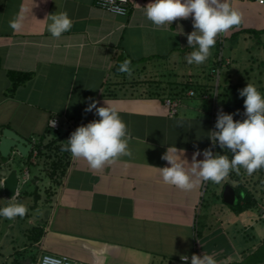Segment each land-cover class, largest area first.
Listing matches in <instances>:
<instances>
[{"label":"crops","instance_id":"1","mask_svg":"<svg viewBox=\"0 0 264 264\" xmlns=\"http://www.w3.org/2000/svg\"><path fill=\"white\" fill-rule=\"evenodd\" d=\"M149 2L130 0L128 15L119 17L97 7L96 0H0V144L4 132H9L27 146H22L25 155L16 146L6 157L0 152V207L23 203L28 209L24 217H0V264H38L44 254L77 264H182L180 256L190 259L204 253L217 264H231L242 261L264 240L249 244L255 240L254 229L260 231L257 223H264L263 196L254 184L257 215H249L252 210L236 214L219 198L228 176L212 182L214 200L208 204L204 193L210 180L190 172L194 153H201L195 157L200 161L204 150L212 151L211 107L187 102L194 98L186 93L179 98L177 113L170 116L164 101L186 83L206 91L212 87L217 37L210 56L200 64H208L209 72L196 74L199 65L185 59L194 50L186 39L193 31L191 18L156 26L137 7ZM231 4L242 19L239 27L231 28L223 50L233 43L230 37L235 32L264 30V6L251 0ZM62 11L73 27L59 39L52 38L46 31L47 16ZM13 20L21 22L20 31L9 27ZM248 37L241 35L234 42L240 45ZM125 60L131 61V76L119 71ZM226 69L221 70L223 87L231 84ZM12 74L28 78L12 90ZM89 98L98 107L118 111L127 126L130 155L102 169L70 156L63 177L54 185L48 177L50 160L36 158L35 147L99 119L95 110L84 111ZM52 119L59 122L58 132L49 128ZM169 146L183 149L181 158L194 182L190 191L165 184L157 170L169 166L161 159ZM31 153L32 178L26 165ZM12 171L20 183L17 196L8 200L2 182ZM42 176L49 180L46 189L38 187ZM28 182L33 185L30 192L24 189ZM34 191L39 194L36 203ZM36 227L42 235L33 243L30 230Z\"/></svg>","mask_w":264,"mask_h":264},{"label":"clouds","instance_id":"2","mask_svg":"<svg viewBox=\"0 0 264 264\" xmlns=\"http://www.w3.org/2000/svg\"><path fill=\"white\" fill-rule=\"evenodd\" d=\"M112 2L114 5V0ZM137 7L156 26L170 25L177 19L191 18L193 31L187 34L186 39L194 50L185 58L190 65L203 64L210 56L218 34L239 25L242 19L241 12L232 7L231 0H151L146 6L137 4ZM111 11L121 16L126 14V10L118 6H113ZM9 27L20 31L22 24L13 20L9 22ZM72 27L73 21L66 11L47 16L46 31L52 38L59 39ZM130 63V60H125L119 71L131 76ZM238 95L243 98L245 118L234 121L233 114H225L221 110L216 119L215 131L211 133V139L222 150L230 152L231 159L227 155H214L206 149L203 152L204 159L196 161L195 157L201 153H194L190 172L200 180H210L218 184L230 171L238 172L241 167L249 175L264 168V95L251 83L239 90ZM93 110L99 119L79 126L72 132L62 151L69 152L74 158L86 160L92 169H102L106 164L115 163L119 157L130 155L128 130L114 107H98L97 101L89 98L84 111ZM182 153L183 149L169 146L161 157L169 166L157 170L165 184L182 191H190L194 182L184 166ZM27 211L23 203L10 204L0 207V217L11 220L17 216L24 217ZM50 259L52 258L45 256L44 264ZM180 260L182 264H188L189 256L182 255ZM53 264H61V261L53 260ZM190 264H217V261L209 254H192Z\"/></svg>","mask_w":264,"mask_h":264},{"label":"trees","instance_id":"3","mask_svg":"<svg viewBox=\"0 0 264 264\" xmlns=\"http://www.w3.org/2000/svg\"><path fill=\"white\" fill-rule=\"evenodd\" d=\"M240 26V25H236ZM241 35H247L250 38L254 39L255 42L257 43L258 46H262L264 48V45L261 41V37L264 36V30H241L239 32H235L231 35L230 41H236L239 36ZM214 68H216L217 64L215 63ZM12 80V90H14L18 84H21L24 82L28 77H19V75H11L10 76ZM242 88H238L236 86L233 87L232 92L235 93L237 96V99L232 100L229 96V90H231L230 86H225L223 87V91L225 92L222 95L217 96V103L218 105L221 104L220 99L222 100V97L225 96L228 99V102L226 103V107H222V111L225 114H233V119L235 120H242L245 117L242 116L244 113L243 109V98H240L238 95L239 90ZM188 90H192L195 93V96L192 98H202L205 94L211 93L213 90V86L206 91L203 87L197 86L194 83H186V85L182 86L177 93H175L173 96H170L166 100H173L176 98H183L185 94L187 93ZM209 101V100H208ZM223 102V101H222ZM230 103V104H229ZM215 123L216 121L212 124V132L215 131ZM74 131H69L68 133H65L64 135H61L60 137H57L53 139L47 146H42L41 143L36 145V158H41L46 156L48 160H50V168L48 170V177L50 181L54 184L57 185L59 180L63 177L66 167L68 165V161L70 159L71 154L66 151H62V147L64 143L68 140L70 137L71 133ZM45 151H47L45 153ZM212 153L214 155L217 154H222V155H227L229 159H231V153L227 152V150H222L221 147L216 144L212 140ZM48 154V155H47ZM33 153H31L27 157V166H32L31 159H32ZM260 174V176H263L264 174V168H260L253 172L251 175H249L245 169L242 167L239 169V171H230L229 172V182H226L224 187L226 185L232 186L235 195H236V203L233 206H227L233 213L239 214L241 212H245L248 210H253L257 207L258 202L254 198V194L252 193V188L249 186L251 185L252 180H253V175L254 174ZM256 182H253V184ZM262 181H259L256 184H260ZM234 184V185H233ZM223 187V188H224ZM51 190V189H50ZM48 195L51 194V192H47ZM31 196L33 197L34 202L36 203L39 200V194L37 191H34L31 193ZM220 200L222 201V198L220 197ZM30 233L32 234L31 241L33 243H37L42 235V229L40 228H33L30 230ZM231 264H264V240L261 242V245L251 254L247 255L244 257V259L240 262L237 263H231Z\"/></svg>","mask_w":264,"mask_h":264},{"label":"rangeland","instance_id":"4","mask_svg":"<svg viewBox=\"0 0 264 264\" xmlns=\"http://www.w3.org/2000/svg\"><path fill=\"white\" fill-rule=\"evenodd\" d=\"M261 41L264 45V36L261 37ZM230 46L232 47L231 51L229 50ZM247 48L249 51L246 52L245 49H247ZM223 55H224V57L230 56L229 59L231 61V65L226 70L230 71L231 84L229 86L231 87V90H229L228 93H229L230 98H232V100L237 99V96L235 95V93L232 92L233 87L236 86L238 88H243V86H246L247 83L254 84L257 87V90L262 95H264V48L262 46H258L254 39L248 37V40L244 41L240 45H237V42L236 43L235 42H233V43L229 42V44L227 43L225 49L223 50ZM233 59H235V60H233ZM244 59H247V62H249V63L246 64L245 63L246 61H244ZM242 61H244L243 64H242ZM203 66L204 65H199V67L201 69L204 68L203 69L204 71H201V69L200 70L198 69L197 71H195V73L196 74H200L201 72L202 73L203 72L208 73L209 72V70H208L209 65L206 64L204 67ZM243 69L245 71H243ZM219 77L220 78H219L218 93H219V95H222L225 93L223 91L224 73L220 72ZM182 82H183V79H182ZM215 85H216V79L213 78L212 86L215 87ZM188 91H190V90H188ZM188 91H187V93H188ZM187 102L200 104L202 106H205L207 109H210V107H211L210 101H199V98H194V99L189 100ZM220 102H221V104L219 106L221 109H223L222 107L227 106L226 103L228 102V99L225 96H223L222 100L220 99ZM27 168H28V171L30 172V178H32V176L35 173V169L32 166H28ZM18 175L19 176L21 175L19 172V169H18ZM252 177H254L252 180L253 182L258 183L259 181H262V183H260V184L254 183V185L256 187L255 190L259 191V192H257L258 195L260 196V198L263 196L262 198L264 200V177L260 176V174H257V173L254 174ZM48 182H49L48 178L46 176H42V181L38 184L39 189H43V188L47 187ZM210 182H211V184L210 185L207 184L206 190L204 193V200L206 202H208V204H211V202L214 200V199H212V193H213V185L212 184L213 183H212V181H210ZM253 182H251V183L253 184ZM251 188H252V185H251ZM24 189H25V191H29V192L32 191L33 185L31 184V182H28ZM45 189L42 191V197L43 198H45V195H46ZM252 189H254V188H252ZM262 191H263V193H262ZM252 193L255 194L253 192V190H252ZM219 198H220V196H219ZM220 205L222 207H224L221 202H220ZM224 208L226 209V207H224ZM257 213H258L257 210L254 209L249 213V215H251V216L255 215L256 216ZM27 223H28V221H26L25 225H27ZM257 224L260 226V231L258 232L257 227L254 229L255 233H253V235L255 237V240H254V242L250 240L251 241V242H249L250 245L256 244L258 241L264 239V223L258 222ZM240 226H241V224H239L237 226L238 229L241 228ZM19 227H20L19 225L16 226V228H19ZM241 235H243V233ZM244 237L246 238L245 240L247 241V237H250V231L247 230ZM244 244H245V242H244ZM247 249L248 248L245 247V251Z\"/></svg>","mask_w":264,"mask_h":264},{"label":"built area","instance_id":"5","mask_svg":"<svg viewBox=\"0 0 264 264\" xmlns=\"http://www.w3.org/2000/svg\"><path fill=\"white\" fill-rule=\"evenodd\" d=\"M251 1L255 2L256 4H258L260 6H264V0H251ZM96 5H97V7L105 10L109 14H112L114 16H119V17H126L130 11V8H131L130 0H114V5H113L112 0H96ZM113 6H118V7L124 8L126 10V14L123 16L115 14L113 11H111ZM230 30L231 29H229L226 32L220 33L217 36L218 54H217V58L215 61L217 66H216V68H213L210 72L211 76L214 77V79H216V85H215V87H213V90L211 91V93L205 94L203 96V99L209 100L211 102V114H210V116H211L212 124L216 121L217 116L220 114V111L222 110L217 103L220 72L222 69H226L227 67H229L231 65L230 60L228 58L224 57V55H223V46L225 45L226 41L229 38ZM187 96L191 97V98L194 97L195 96L194 91H192V90L188 91ZM165 104L169 108L170 116H173L177 113L178 106L180 104V99L176 98L173 100H166ZM242 116H244V113L242 114ZM53 121L55 122L54 124H53ZM49 128L52 132H58L59 131L58 120L57 119L50 120L49 121ZM26 176H27V174H25V177ZM260 211H261L260 212L261 219L264 221V208H261ZM45 256L52 258L47 262V264H53V260H60L61 264H77V263H74V262L68 260L66 257H57V256L48 255V254L42 255L39 259L38 264H44L43 258ZM188 263L190 264V259H189Z\"/></svg>","mask_w":264,"mask_h":264},{"label":"water","instance_id":"6","mask_svg":"<svg viewBox=\"0 0 264 264\" xmlns=\"http://www.w3.org/2000/svg\"><path fill=\"white\" fill-rule=\"evenodd\" d=\"M9 139V141L7 140ZM10 139L17 141L19 144L11 143ZM16 146L22 155H25L24 149H27V146L24 142H21L19 139H16L9 132H4V139L0 144V152L3 157H6L9 154L10 148ZM24 146V147H22ZM24 148V149H22ZM19 187V178L16 171H12L8 177H6L2 182L3 195L6 199H13L17 196V189ZM223 202L228 206H233L235 204L236 195L233 188L229 185H226L222 191Z\"/></svg>","mask_w":264,"mask_h":264},{"label":"bare ground","instance_id":"7","mask_svg":"<svg viewBox=\"0 0 264 264\" xmlns=\"http://www.w3.org/2000/svg\"><path fill=\"white\" fill-rule=\"evenodd\" d=\"M189 264V263H188Z\"/></svg>","mask_w":264,"mask_h":264}]
</instances>
